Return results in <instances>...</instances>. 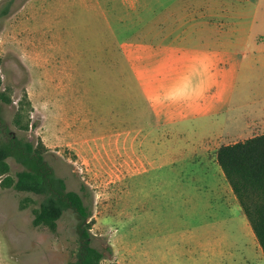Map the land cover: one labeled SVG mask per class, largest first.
Wrapping results in <instances>:
<instances>
[{
  "label": "rangeland",
  "instance_id": "374dc122",
  "mask_svg": "<svg viewBox=\"0 0 264 264\" xmlns=\"http://www.w3.org/2000/svg\"><path fill=\"white\" fill-rule=\"evenodd\" d=\"M230 32L242 36L237 47L221 37ZM166 43L180 48L160 66L148 59L147 88L133 64ZM202 44L236 49V79L221 84L230 90L216 79L225 61L204 70ZM261 51L264 0H15L0 24V90L11 100L0 104V139L43 145L47 165L88 205L102 264H264L238 202L205 207L217 186L199 184L186 159L264 132ZM251 56L253 68L243 65ZM215 96L217 110L203 114ZM21 102L25 130L12 124ZM7 163L11 176L22 169ZM40 201L0 184V264L75 259L76 213L66 209L54 232L35 227Z\"/></svg>",
  "mask_w": 264,
  "mask_h": 264
},
{
  "label": "trees",
  "instance_id": "16d2710c",
  "mask_svg": "<svg viewBox=\"0 0 264 264\" xmlns=\"http://www.w3.org/2000/svg\"><path fill=\"white\" fill-rule=\"evenodd\" d=\"M14 1L0 2V24L11 13ZM10 102L5 90H0V104ZM23 106L21 102L12 118V124L21 130L29 126V122L24 121ZM8 157H13L22 165L15 176L8 174ZM215 157L264 254V132L221 144L215 151ZM2 175V186L41 197L38 205L31 210L33 226H45L54 232L58 219L66 209L70 208L76 213L78 247L75 259L68 264H102V251L90 243L92 235L89 229L92 220L84 223L90 217V212L83 195L66 189L64 180L56 176L47 165L41 143L34 145L28 140L17 139L16 136L0 139V176ZM24 200L32 201L29 197ZM25 205L20 202L21 209Z\"/></svg>",
  "mask_w": 264,
  "mask_h": 264
},
{
  "label": "crops",
  "instance_id": "0c3cea01",
  "mask_svg": "<svg viewBox=\"0 0 264 264\" xmlns=\"http://www.w3.org/2000/svg\"><path fill=\"white\" fill-rule=\"evenodd\" d=\"M237 27V26H236ZM235 24L233 26V31L235 30ZM238 30V28H237ZM214 38H217L216 36H213ZM221 37H226L225 40L228 42H234V46L237 47V45H239L237 42H241V38L242 36L237 35V33L235 32L234 34H232V32H230V34H226L223 35ZM220 38V37H218ZM221 39V38H220ZM252 43H254L255 41L253 40V38L251 39ZM214 43H217V41H214ZM242 46H244V43L241 44ZM246 45V44H245ZM200 47V57L202 58L201 61L204 64V70L207 71V69H209L210 66H216L219 65L222 61H225V63L223 64L225 67L223 69H219L218 72L220 74L219 77H217V82H218V86H219V91L221 92V90L223 89L224 91H226L229 88L230 83H228L225 87L223 88L221 86L222 83H224L226 81V79H236V69H237V65L240 63L237 59V51L236 49H234L233 46H225V45H199ZM180 47L175 46V43H166L164 45H156V46H151L149 47L148 50V54L146 52V54H141V56L144 55V60H138L137 62H134V71L136 76L139 78V76L142 78V80L146 83V87L147 88H151L153 83L155 82L156 78H155V69L156 67L153 69H151L149 71V69L151 67H147V63H148V59H158V66H160V64L162 63V60H165L167 56L172 55L174 53L177 52V50H179ZM183 49V48H182ZM185 49V48H184ZM264 52V51H261ZM245 55V51H240L239 56L242 57ZM161 57L162 59L159 61L158 57ZM262 60H264V56L262 57ZM256 61L255 57L251 56L250 58L246 59L244 61L245 66H248L250 68H253V62ZM222 65V64H221ZM242 66V65H240ZM230 90V89H228ZM218 96H215V98H213L212 102L208 105H203L201 108L203 110V114H210L212 112H215L217 110V107L215 105V100ZM196 150L194 153V156H192L191 154L186 158L188 161L190 162H196L195 166L193 168H198L200 169V171L198 172V174H196L195 172L192 173V176L194 179H197L196 181L199 182V184H201L202 186H205V188H209L210 186H212L213 184H215L216 190L212 191L214 193H205L202 195L201 199L203 200V204L205 205V207L210 206V201L213 199L215 202H220L219 205L216 206V211L219 212L220 206L224 205L225 202L226 203H234L236 204L238 201L235 197V195L233 194L230 185L228 184L220 166L218 165L217 161H216V157H215V151L212 154V150L214 149L212 146L209 145H202L199 146L197 148H195ZM217 149V148H216ZM198 151V152H197ZM170 163L173 164V160L170 158H167V161L165 163V165H169ZM204 188V189H205ZM206 190V189H205ZM215 195V196H213ZM239 205V203H238ZM240 208V206H239ZM214 211V212H216ZM215 224H220L219 221H215ZM248 222V221H247ZM2 222L0 221V224ZM248 227H250L249 223L247 224ZM201 228H206V227H211V223L208 221V223H202V225H199ZM214 227V226H213ZM190 229V228H189ZM189 229L187 230V233L190 232ZM250 231L251 234L253 236V244L255 245V249L259 252V254L261 255V257H264V254L262 252V249L260 248L254 234L253 231L250 227ZM215 232V230H214ZM187 237L188 240L193 239V237L190 236ZM10 258H14L15 260H17V257H13L11 254L9 255ZM243 259H245L247 261L248 258H246V256H243ZM18 261V260H17ZM235 264V263H233Z\"/></svg>",
  "mask_w": 264,
  "mask_h": 264
},
{
  "label": "flooded vegetation",
  "instance_id": "af4514ba",
  "mask_svg": "<svg viewBox=\"0 0 264 264\" xmlns=\"http://www.w3.org/2000/svg\"><path fill=\"white\" fill-rule=\"evenodd\" d=\"M12 137V136H11ZM87 220L84 221V223H86Z\"/></svg>",
  "mask_w": 264,
  "mask_h": 264
}]
</instances>
